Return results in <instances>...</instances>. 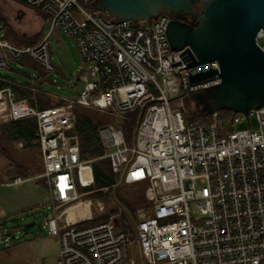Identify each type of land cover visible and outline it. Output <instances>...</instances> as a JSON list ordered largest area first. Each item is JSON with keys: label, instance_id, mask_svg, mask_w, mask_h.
<instances>
[{"label": "built area", "instance_id": "built-area-1", "mask_svg": "<svg viewBox=\"0 0 264 264\" xmlns=\"http://www.w3.org/2000/svg\"><path fill=\"white\" fill-rule=\"evenodd\" d=\"M28 1L49 15V29L33 45H16L2 32L0 74L12 70L10 59L24 55L55 71L49 37L56 30L73 39L83 64L78 96L58 106L39 108L11 87L0 88L5 122L36 119L51 197L44 225L59 245L56 264H264V107L252 110L256 127L243 113L232 121L218 119V112L209 123L188 120L185 95L221 81L219 74L196 82L190 76L220 65L188 66L195 54L188 46L172 49L168 12L133 21L89 10L92 0ZM260 38L263 29L256 39L264 50ZM77 105L121 119L144 108L131 145L118 124L99 131L113 171L128 184L146 183L148 206L138 210L135 239L118 229L116 215L96 219L91 199L88 216L73 220L66 212L83 196L79 188L95 182L74 132ZM245 118L249 127L238 129ZM20 181L16 176L14 183ZM134 240L140 263L127 258Z\"/></svg>", "mask_w": 264, "mask_h": 264}, {"label": "rangeland", "instance_id": "rangeland-1", "mask_svg": "<svg viewBox=\"0 0 264 264\" xmlns=\"http://www.w3.org/2000/svg\"><path fill=\"white\" fill-rule=\"evenodd\" d=\"M43 16V13L35 5L24 4L18 0H0V17L7 26V28L4 27L3 23L0 22V34L5 32V37L16 45L36 44L49 29L48 23L44 24L45 16ZM49 42L51 45V61L56 67L55 71H40V69L24 66L19 64L17 60L10 59L13 69L8 74L20 81L30 79L29 74L33 75L32 78L37 80L43 89L49 91V97L54 103L62 98L76 99L80 86L84 84V81L78 79L83 64L76 45L70 36L58 30L52 33ZM259 43L264 45V39L260 38ZM153 92L155 95L158 94L155 89H153ZM195 105L194 97L189 99L188 102L185 100L184 108L187 113H190L195 109ZM77 109L79 112L87 114L95 122L103 123L104 126L118 124L120 127L122 124L121 118L114 117L108 112L80 105H77ZM249 120L252 127L257 126L254 111L250 112ZM249 120L245 118L237 125V128H248ZM0 123H6L1 116ZM20 143L17 141L11 143L15 158L31 167H35L32 163L34 160H38L36 163L37 167H40V171L35 174L31 173L32 175L28 178H24L21 174L18 176L16 167L3 154H0V208L6 210L5 218L0 219V264H49L51 257L58 255L59 245L56 238L49 235L44 225V218L48 214V206L51 202L48 184L46 178L42 175L43 169L40 156L37 155L35 159L32 156V158L28 157V154H24L25 152ZM110 150L109 147L107 152ZM84 172L88 173L87 170ZM16 176L21 178L19 183H14ZM92 187L79 188L83 196L73 203L80 202V206L83 204L89 206L90 200L88 199H91L93 201L92 212L96 219H107L111 215L118 217L120 212L123 211L122 205L118 207V199L121 196L122 198H132L134 194L140 192L139 186L123 185L120 181H117L110 189L104 188L102 190L108 193V196L103 198L96 193L100 189L90 190ZM98 201L104 205V211L102 212L98 209ZM71 204L70 206H72ZM147 204L138 206L135 214L136 221L130 220L132 226L137 223L138 210L146 208ZM116 207L117 210H114ZM77 208L78 206L70 212L76 215L75 210ZM16 210L18 211L15 212ZM136 250L138 249L134 240L128 247L129 256L135 255Z\"/></svg>", "mask_w": 264, "mask_h": 264}, {"label": "water", "instance_id": "water-1", "mask_svg": "<svg viewBox=\"0 0 264 264\" xmlns=\"http://www.w3.org/2000/svg\"><path fill=\"white\" fill-rule=\"evenodd\" d=\"M92 0V5L109 17L151 21L162 12L173 15L167 34L171 47H189L195 54L190 66L217 60L220 70L192 74V82L219 74L221 81L197 92L195 103L212 115L220 110L249 115L264 107V50L257 34L264 30V0ZM193 14V24L183 21ZM180 97H184L181 94ZM144 108L141 110L143 115Z\"/></svg>", "mask_w": 264, "mask_h": 264}, {"label": "trees", "instance_id": "trees-1", "mask_svg": "<svg viewBox=\"0 0 264 264\" xmlns=\"http://www.w3.org/2000/svg\"><path fill=\"white\" fill-rule=\"evenodd\" d=\"M18 1L24 4H31L28 0ZM87 7L91 11L97 10L92 5V1L87 5ZM37 8L40 10V12L43 13L46 19L49 18V15L47 13L43 12L41 8ZM103 14L107 15L104 12ZM0 22H2L4 27L7 28L4 20L1 19V17ZM8 36L12 39L10 35ZM24 57L28 56L25 55L20 59H23ZM27 66L35 69H40L41 71L39 63L36 62L32 57L27 62ZM5 87H11L18 98H27V100L32 105L38 106L39 108H49L65 103L64 98L60 99V101H58L57 103H54L53 100L48 97L41 84L38 83V85H32L31 82L17 83L13 77L6 73L0 74V88ZM194 97L195 96L193 94L185 95L184 105L185 100L186 102H188L189 99ZM195 106V109L190 113H187L186 109L184 108V115L188 120L199 121L201 123H209L214 120L212 115H207L206 113L202 112L197 105ZM74 110L77 115L76 127L74 132L78 134L80 138L81 157L83 160H91L93 166L95 182L90 190L94 188L100 189V191L96 193L99 197L104 198L105 196H108V193L103 192L102 190L104 188L110 189L117 183V181H120V183L123 185L139 186L140 188V192L138 194H134L132 198H122V196L120 197V195L117 193V195H119L120 197V199H118V207L122 205L123 211H121L120 215L116 217V225L118 229L124 231L131 239H135L136 225L132 226V224H130V220L136 221L135 214L138 206L147 204V198L145 196L146 183L144 182L128 184L121 179L119 174H116L113 171L110 158L105 156L107 153V149L102 142L99 132L104 124L101 122H95L87 114L79 112L77 106H75ZM235 115L236 113L231 110L218 111V119L220 120L232 121ZM140 120V110L132 112L122 118V124L120 125V127L124 133L127 143L130 145L133 143L134 132ZM15 141L22 142V148L25 152L24 154H28V157H34L35 159L37 155L40 156V159L42 160V169L44 170L42 151L36 138V119L34 117L0 123V154H3V156L9 159L12 165L16 167V170L18 172H16V174L18 176L21 174L24 178H28L33 173H39L40 167H37L36 163L38 160H34L32 164H34L35 167H31L27 164L19 162L15 158L16 156L12 153L11 148V143ZM114 210H117V207Z\"/></svg>", "mask_w": 264, "mask_h": 264}, {"label": "crops", "instance_id": "crops-1", "mask_svg": "<svg viewBox=\"0 0 264 264\" xmlns=\"http://www.w3.org/2000/svg\"><path fill=\"white\" fill-rule=\"evenodd\" d=\"M44 17V16H43ZM48 23V19H46L45 17H44V24L45 23ZM5 33V32H4ZM25 56V55H24ZM26 56H28V55H26ZM30 56H28V57H24L23 59H19L17 62L19 63V64H21V65H24V66H27V62L30 60ZM29 67V66H28ZM39 67L41 68V70H44L42 67H41V65H39ZM12 69H13V67H12ZM12 71V70H11ZM6 74H8V73H6ZM9 75V74H8ZM29 76H30V79H27V80H25V81H20V80H18V79H16V78H14V80L17 82V83H23V82H31L32 83V85H38V81L37 80H35V79H33L32 77H33V75H30L29 74ZM12 77V76H11ZM79 79V78H78ZM80 80V79H79ZM80 81H82V80H80ZM82 86V85H81ZM81 86H80V88H81ZM43 88V87H42ZM45 90V89H44ZM80 90V89H79ZM45 92L47 93V95H48V97H49V91H46L45 90ZM27 99V98H26ZM72 205V204H71ZM35 206H40V205H35ZM79 206H80V204H79ZM78 206V207H79ZM10 211H12V210H10ZM18 210H16L15 212H17ZM3 212V213H2ZM51 213V210H50V205L48 206V214L47 215H49ZM5 215H6V210L5 209H2V208H0V219H3V218H5ZM89 215V211H86L82 216H78V215H73V213H72V215H70V218L71 219H73V220H75V219H78V218H81V217H86V216H88ZM7 240H8V238H6ZM137 249H138V247H137ZM137 251V253L135 254V255H133V256H129V254L127 255V258H136L138 261H139V263H140V256H139V254H138V250H136ZM57 258H58V255H55V256H52L51 257V260L49 261V264H56V262H57ZM122 264H127L126 262H124V263H122Z\"/></svg>", "mask_w": 264, "mask_h": 264}, {"label": "bare ground", "instance_id": "bare-ground-1", "mask_svg": "<svg viewBox=\"0 0 264 264\" xmlns=\"http://www.w3.org/2000/svg\"><path fill=\"white\" fill-rule=\"evenodd\" d=\"M86 170L88 171V173H86V174H88L90 176V171L88 169H86ZM79 204H80V202H76V203H73L72 206H70V205L67 206L66 212L68 213L69 217L73 213L70 211L74 210L75 207L79 206ZM75 211L77 212L76 215H78V216H82L86 211H89V214H90V208L88 205H85V204L79 206Z\"/></svg>", "mask_w": 264, "mask_h": 264}, {"label": "flooded vegetation", "instance_id": "flooded-vegetation-1", "mask_svg": "<svg viewBox=\"0 0 264 264\" xmlns=\"http://www.w3.org/2000/svg\"><path fill=\"white\" fill-rule=\"evenodd\" d=\"M200 1L201 0H196L197 4H196L195 7L192 8L193 11H195V12H198L199 11V9H200L199 7L201 5ZM170 15H171V20H172L173 19V15L172 14H170ZM194 20H195V17H194L193 14H187L184 17V19H183L184 22L193 24L195 27H197L198 23H194Z\"/></svg>", "mask_w": 264, "mask_h": 264}]
</instances>
